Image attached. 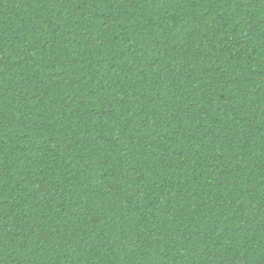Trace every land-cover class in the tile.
Returning <instances> with one entry per match:
<instances>
[{"label":"trees","instance_id":"16d2710c","mask_svg":"<svg viewBox=\"0 0 264 264\" xmlns=\"http://www.w3.org/2000/svg\"><path fill=\"white\" fill-rule=\"evenodd\" d=\"M0 264H264V0H0Z\"/></svg>","mask_w":264,"mask_h":264}]
</instances>
